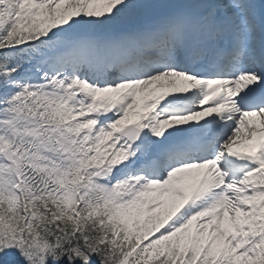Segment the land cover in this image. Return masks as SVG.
<instances>
[{"label":"snow or ice","instance_id":"6c2138e0","mask_svg":"<svg viewBox=\"0 0 264 264\" xmlns=\"http://www.w3.org/2000/svg\"><path fill=\"white\" fill-rule=\"evenodd\" d=\"M0 264H264V0H0Z\"/></svg>","mask_w":264,"mask_h":264}]
</instances>
